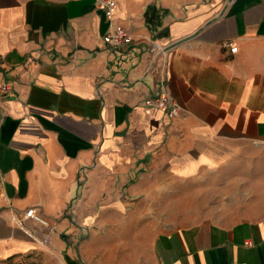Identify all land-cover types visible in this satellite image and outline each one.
<instances>
[{
  "label": "crops",
  "instance_id": "1",
  "mask_svg": "<svg viewBox=\"0 0 264 264\" xmlns=\"http://www.w3.org/2000/svg\"><path fill=\"white\" fill-rule=\"evenodd\" d=\"M114 1L118 49L97 0H0V264H264V217L150 215L200 174H264V0ZM163 82L174 118L144 105Z\"/></svg>",
  "mask_w": 264,
  "mask_h": 264
},
{
  "label": "rangeland",
  "instance_id": "2",
  "mask_svg": "<svg viewBox=\"0 0 264 264\" xmlns=\"http://www.w3.org/2000/svg\"><path fill=\"white\" fill-rule=\"evenodd\" d=\"M250 163L248 161L243 167L237 164L226 174L203 173L178 184L174 190L158 192L153 200L156 205L150 208L152 227L167 231L203 221L229 225L241 220L261 219L264 217V174L258 175L254 160ZM109 227L107 225V229ZM61 262L58 258L48 260L46 255L31 254L10 264Z\"/></svg>",
  "mask_w": 264,
  "mask_h": 264
},
{
  "label": "built area",
  "instance_id": "3",
  "mask_svg": "<svg viewBox=\"0 0 264 264\" xmlns=\"http://www.w3.org/2000/svg\"><path fill=\"white\" fill-rule=\"evenodd\" d=\"M97 6L105 12L106 17L110 21H115V10L117 4L114 0H97ZM103 40L109 47L114 49L130 45L133 42L132 35L124 26L117 22L113 23L112 30L103 37ZM237 50L238 48L236 46H231L230 51L232 53L237 52ZM11 91L12 86L5 80L0 67V101L8 96ZM144 105L147 108L163 110L169 118H174L179 112V106L167 91L164 82L162 83L160 90L156 92L154 96L145 100ZM33 214V210L28 212L29 216H32ZM13 220L18 226L23 227L17 214L13 215Z\"/></svg>",
  "mask_w": 264,
  "mask_h": 264
},
{
  "label": "water",
  "instance_id": "4",
  "mask_svg": "<svg viewBox=\"0 0 264 264\" xmlns=\"http://www.w3.org/2000/svg\"><path fill=\"white\" fill-rule=\"evenodd\" d=\"M171 47V46H170Z\"/></svg>",
  "mask_w": 264,
  "mask_h": 264
}]
</instances>
